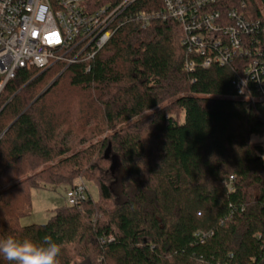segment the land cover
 I'll list each match as a JSON object with an SVG mask.
<instances>
[{"label": "trees", "instance_id": "1", "mask_svg": "<svg viewBox=\"0 0 264 264\" xmlns=\"http://www.w3.org/2000/svg\"><path fill=\"white\" fill-rule=\"evenodd\" d=\"M120 4L84 6L94 13ZM162 10V0H137L94 59L22 69L7 83L0 94V240L50 237L61 245L60 264H264V146L252 143L264 136V106L238 97L240 61L186 73L179 23L150 18L144 28L136 19ZM246 15L264 21V0ZM166 100L182 121L162 108ZM136 118L98 148L62 159L77 138ZM111 153L122 174L95 179L98 200L88 192L46 224L21 226L32 189L67 192L84 171H104L91 156L105 163ZM0 264L9 262L0 255Z\"/></svg>", "mask_w": 264, "mask_h": 264}, {"label": "built area", "instance_id": "2", "mask_svg": "<svg viewBox=\"0 0 264 264\" xmlns=\"http://www.w3.org/2000/svg\"><path fill=\"white\" fill-rule=\"evenodd\" d=\"M86 1L0 0V94L22 69L43 72L58 62L94 59L112 38L119 16L137 0H121L117 7L94 13L85 10ZM162 1L160 13L138 14L136 19L144 28L150 18L179 23L188 55L184 71L191 76L198 69L240 61L242 72L234 80L238 97L264 106V40L259 39L264 21L246 15L255 0H238L239 7L232 9L226 8L228 0ZM87 196L88 188L79 180L65 199L74 207Z\"/></svg>", "mask_w": 264, "mask_h": 264}, {"label": "rangeland", "instance_id": "3", "mask_svg": "<svg viewBox=\"0 0 264 264\" xmlns=\"http://www.w3.org/2000/svg\"><path fill=\"white\" fill-rule=\"evenodd\" d=\"M53 80H54V78H51L50 80H48L46 82V84L42 86V90L45 89ZM162 108L166 109V111L168 113H170L171 115H173L176 119H179L181 121L183 120V114L180 111H178V109H176V107H174L172 105L171 100H166L162 104ZM148 114L149 113H146L145 115L147 116ZM140 119L141 118H136L131 122L121 124V125L117 126L116 128H114L112 130H108V131H105V127L102 126L104 128V130H103V128H101L99 130H94V132L91 134L89 133L88 135H83V136H81L80 139L77 138L73 142L71 152L67 156L62 157V159L69 157L71 155L77 154V153L84 154L89 150L92 151L95 148H98L100 143L102 141H105V139L107 137H109L110 135H112L115 132L129 128V126L131 124H134L136 121H138ZM97 123H101V121H97V119H96V121H94L93 125H95ZM93 125H88V128H86L85 130L87 132H89V130H91V127ZM99 127H101V126H99ZM85 137H86V139L82 140ZM82 141H84V142H82ZM252 143L260 144V145L264 146V136L253 137ZM90 148H92V149H90ZM114 154L115 153H111L110 154V161L105 162V163H102L97 156H95V157L91 156L90 162L96 161L95 162L96 165L100 166L102 169H104V171L98 175H96L95 173L93 174V173H88V172L84 171V176L82 177V179L76 178L74 180V182L79 181V180L83 181L88 188V192L91 194V196L95 200H98V196H99V190L97 188V182L95 181V179L100 178L101 174H102L103 178L106 180L112 179L113 181L114 180L118 181L120 179V176L122 174V167H121L119 161L115 159L116 157H114ZM103 156H104V153H103L102 157ZM56 162H58V161H54L48 165L40 166L37 169V172H40L43 168H46L50 165H53ZM37 172H34V173H37ZM89 178H93L94 180L90 181ZM65 196H66V187H64V186L51 187L48 189H32V191H31V207L27 210V215L20 220L21 226L46 224L52 218L54 211L56 209L67 206Z\"/></svg>", "mask_w": 264, "mask_h": 264}, {"label": "clouds", "instance_id": "4", "mask_svg": "<svg viewBox=\"0 0 264 264\" xmlns=\"http://www.w3.org/2000/svg\"><path fill=\"white\" fill-rule=\"evenodd\" d=\"M61 245L50 237L42 242L8 236L0 240V255L9 264H60Z\"/></svg>", "mask_w": 264, "mask_h": 264}, {"label": "water", "instance_id": "5", "mask_svg": "<svg viewBox=\"0 0 264 264\" xmlns=\"http://www.w3.org/2000/svg\"><path fill=\"white\" fill-rule=\"evenodd\" d=\"M42 94H43V93H42ZM40 96H41V95H40ZM38 98H39V97H38ZM38 98H37V99H38ZM37 99H36V100H37ZM34 102H35V101H34ZM15 122H16V121H14V122L8 127V129L4 132V134H5V133H6V132H7V131L13 126V124H14ZM4 134H3V135H4Z\"/></svg>", "mask_w": 264, "mask_h": 264}]
</instances>
